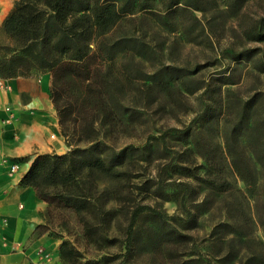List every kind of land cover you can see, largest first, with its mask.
<instances>
[{
  "label": "rangeland",
  "instance_id": "obj_1",
  "mask_svg": "<svg viewBox=\"0 0 264 264\" xmlns=\"http://www.w3.org/2000/svg\"><path fill=\"white\" fill-rule=\"evenodd\" d=\"M149 1L99 28L103 45L90 41L89 79L85 70L84 77L68 70L53 87L51 76L50 96L69 139L92 128L104 143L130 148L110 174L96 175L111 218L102 227L94 222L96 241L84 236L66 207L53 208L46 222L59 230L66 218V237L100 264H264V162L252 150L264 140L253 144L244 126L235 133L233 143L251 169L249 182L234 170L225 144L245 100L253 96V107L264 111V70L254 66L264 58V35L254 36L264 34V0H213L203 9ZM111 41L116 45L108 47ZM3 44L13 41L2 35ZM242 49L253 53L234 59L231 52ZM174 67L186 71L173 73ZM86 145L73 141L70 149ZM159 173L163 192L156 190ZM141 204L176 216L167 220L181 236L165 234L159 218L143 212L124 257L129 215Z\"/></svg>",
  "mask_w": 264,
  "mask_h": 264
},
{
  "label": "trees",
  "instance_id": "obj_2",
  "mask_svg": "<svg viewBox=\"0 0 264 264\" xmlns=\"http://www.w3.org/2000/svg\"><path fill=\"white\" fill-rule=\"evenodd\" d=\"M167 8L178 3L194 9H203L213 0H160ZM242 0H232L238 4ZM145 8L149 0H121L120 5L114 2L101 0H16L14 6L3 20L2 28L5 34L12 39V46L3 44L0 49L7 52L0 53V76L11 77L29 75L35 70L49 71L52 76V85L55 87L63 81L66 71L71 70L87 79L90 78L89 60L94 50L90 52V41L100 48L103 45L97 38L99 28L107 27L115 22L120 15L129 11L128 7ZM93 35H95L93 37ZM262 33L254 34L261 38ZM130 40L131 37H124ZM123 40V39H122ZM108 47L116 45L111 41ZM249 49L232 51L234 59L248 58L252 55ZM259 70H264V58L259 57L254 64ZM73 69V70H72ZM173 73L182 75L186 71L183 67L172 68ZM89 74V77H88ZM179 75V76H180ZM53 94V90L51 92ZM254 97L245 100L238 110L236 123L225 138L227 150L231 155V163L236 173L249 182L252 177L251 169L243 158L240 150L235 146V133L246 127L250 132L249 141L253 144L264 140V111L260 112L253 107ZM58 109V108H57ZM195 119L191 120V122ZM60 130L70 145L73 141L85 139L88 145L75 146L66 153H41L34 157L28 170L21 178L23 184L31 185L36 194L47 203L48 219L53 208L66 207L73 212L81 224L86 238H93L94 222L105 226L111 218L112 210L104 208L108 200L107 192L97 186V172L111 173L112 167L124 162L128 146L115 148L99 140L92 128H82L69 139V130L64 127L63 120L58 114ZM256 158L264 162V142L262 146L252 148ZM157 192L165 190L162 174L156 181ZM186 184V183H185ZM180 205L185 208L184 197ZM143 212L156 215L163 224L161 230L167 235L181 236L177 228L168 222L166 216L149 204L134 207L129 215L125 229V238L122 246L125 248L124 257L131 251L132 236L138 216ZM191 217L192 213L187 210ZM89 217L91 220H89ZM55 230L50 222L36 226V233L49 231L50 234L61 237L60 257L70 264H100L93 258H85L82 252L66 235L69 234L67 219L61 218ZM99 235V234H98ZM103 237L104 234H102ZM98 237V236H97Z\"/></svg>",
  "mask_w": 264,
  "mask_h": 264
},
{
  "label": "crops",
  "instance_id": "obj_3",
  "mask_svg": "<svg viewBox=\"0 0 264 264\" xmlns=\"http://www.w3.org/2000/svg\"><path fill=\"white\" fill-rule=\"evenodd\" d=\"M15 2L0 0V37H7L2 24ZM0 81V264H69L60 257L61 237L36 233L47 221V203L21 182L36 155L70 149L50 96L51 74L0 76ZM11 161L18 162L13 172Z\"/></svg>",
  "mask_w": 264,
  "mask_h": 264
},
{
  "label": "built area",
  "instance_id": "obj_4",
  "mask_svg": "<svg viewBox=\"0 0 264 264\" xmlns=\"http://www.w3.org/2000/svg\"><path fill=\"white\" fill-rule=\"evenodd\" d=\"M0 84H1V81H0ZM2 161L4 162L5 161V158H3ZM9 169L12 172L15 171V170H17L18 169V162H16V161L9 162Z\"/></svg>",
  "mask_w": 264,
  "mask_h": 264
}]
</instances>
